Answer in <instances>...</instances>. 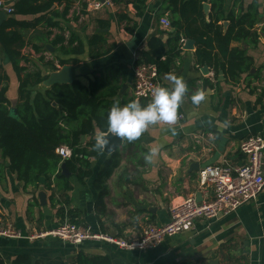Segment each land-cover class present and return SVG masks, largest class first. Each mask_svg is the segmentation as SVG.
<instances>
[{"label":"crops","instance_id":"1","mask_svg":"<svg viewBox=\"0 0 264 264\" xmlns=\"http://www.w3.org/2000/svg\"><path fill=\"white\" fill-rule=\"evenodd\" d=\"M0 1L10 7L14 2ZM88 1L64 0L54 5L53 9L59 11L66 4L69 6L67 21L60 24L61 31L49 29L50 36L44 34L48 31L44 27L37 28L38 33L30 32L27 41L31 44L21 52L29 61L22 65L30 69L34 65L41 67L46 76L49 69L43 63L53 61L56 65L58 59L73 60L74 65H67L72 67L73 81L88 87L96 79L106 78L117 89L116 96L110 101L126 104L134 100L133 66L144 60V54H154L149 45L151 38L160 39L165 51L172 53V38L168 35L172 29L165 28L160 20L170 24L173 19H180L179 15H173L167 0H145L141 16L132 4H126L127 0L94 12L87 10ZM204 4L208 6L207 13L203 10L204 21L208 22L211 4ZM224 6L225 15L233 11L237 16L248 6L259 12V21L254 27L259 35L258 45L243 46L252 58V68L232 83L222 70L215 71L213 65L199 64L195 41L182 39L183 45L173 59L170 71L159 75L161 86H170L166 79L169 73L182 77L187 84V93L178 108V117L182 119L177 118L175 125H150L139 139L133 142L123 139V145L113 153H103L99 159L91 161L89 178L79 181L69 173L70 190L66 192L57 190L53 180L51 190L40 188L34 192L32 186L25 187L17 180L9 170V163L0 157V222L11 225L20 234L17 239L0 237V261L13 264L23 257L31 264H72L82 253L88 257H107L111 264H264V191L255 201L228 216L212 221L195 220L190 231L166 238L155 249L128 251L102 241L70 245L52 237L29 239L70 220L94 233L123 240L137 239L145 225L166 224L171 205L187 197H193L197 202L213 198V187L203 188L199 184L200 169L224 161L235 166L246 162L239 152V143L249 136L264 138V0H225ZM119 15H127L130 22L119 21ZM16 19L30 21L34 17L17 16ZM98 21L107 22L108 27H100ZM182 22L186 26L184 20ZM219 24L224 29L229 26L228 21ZM192 26L200 29V21ZM68 28L84 44L80 55L64 56L52 45L56 34L67 38ZM95 33H101L106 41L103 45L106 53L98 58L91 55L86 42ZM187 40L192 42L191 49H184ZM32 45L43 50L37 53ZM237 46L236 42L230 44V48ZM216 52L211 51L212 56ZM165 59L162 57L161 61ZM3 68L9 77L7 98L14 107L17 78L8 63L4 62ZM107 90L111 91V87ZM200 91L205 93V100L196 105L191 97ZM101 134L96 132L93 137L86 136L83 144L97 140ZM153 147H159L160 153L148 163L145 156ZM109 165L112 172L106 178L103 191L96 185L95 178ZM39 191L47 195L46 206H39L37 202ZM51 195L55 198L53 206L49 202Z\"/></svg>","mask_w":264,"mask_h":264},{"label":"trees","instance_id":"2","mask_svg":"<svg viewBox=\"0 0 264 264\" xmlns=\"http://www.w3.org/2000/svg\"><path fill=\"white\" fill-rule=\"evenodd\" d=\"M64 0H14L13 12L8 21L4 22L0 29V157L9 163V170L24 186H32L34 192L40 188L51 190L53 180L57 190L66 192L70 190L68 178L60 174L61 164H65L71 175L79 181L89 178L91 175V161L99 159L103 152L93 150V144L97 140L80 143L81 136L93 137L96 132L105 134L107 129V113L114 101L117 89L110 85L106 78L96 79L88 87L73 81L70 85H53L49 89H39L38 86L46 79L41 67L36 65L27 68L22 63L29 60L21 52L31 43L27 41L30 32L38 33L37 28L48 29L46 36L52 35L49 29L60 30V24L66 20L69 6L66 4L62 11L53 9L54 5L61 4ZM113 5L121 0H112ZM168 8L173 15L178 14V20L170 23L172 33L168 34L172 39V53L165 51L162 41L152 37L149 41L153 56L144 54V60L136 64H153L157 68L158 75L168 73L172 61L178 56L182 39H192L197 44L195 55L199 64L213 65L215 71L222 70L227 79L236 83L240 75L247 73L252 68V58L247 55L244 45H258L259 35L254 30L258 23L259 12L253 6H248L243 13L234 15L228 12L225 15V0H167ZM211 4L209 21H204L203 5ZM126 4H132L141 16L144 11L145 0H127ZM241 12V7H240ZM17 16H31L30 21L17 20ZM119 21L130 22L127 15L117 17ZM186 26L182 24L183 21ZM200 21L201 28L192 24ZM229 22L227 28L222 23ZM100 27H108V23L98 21ZM130 31V28L128 29ZM67 38L55 35L52 45L56 52L64 56L80 55L84 51L83 42L76 36L71 28L67 29ZM163 34L162 32H159ZM87 46L93 57H101L106 52L103 45L106 43L101 33H95L87 40ZM236 42V48H230V44ZM58 45V46H57ZM35 52L43 49L32 45ZM217 52L212 56L211 51ZM162 57H166L161 61ZM3 61V62H2ZM43 61V59H41ZM9 64L17 78V102L11 106L7 91L9 77L3 64ZM76 62L57 60L56 65H70ZM53 61L43 63L49 71L57 70ZM122 70L121 67L118 68ZM111 87V91L107 89ZM264 94V91H263ZM15 111V113H14ZM66 146L71 151L68 159H62L56 154V149ZM115 156V155H113ZM107 166L95 179L96 185L105 189L106 178L112 172ZM99 176V177H98ZM40 178H44V184H40ZM103 188V189H102ZM54 195L49 202L52 203ZM102 204V202H100ZM53 206V205H52ZM76 225L74 220H70ZM0 264H4L0 261ZM13 264H31L27 258L20 257ZM38 264V263H34ZM72 264H111L107 257H88L79 253Z\"/></svg>","mask_w":264,"mask_h":264},{"label":"built area","instance_id":"3","mask_svg":"<svg viewBox=\"0 0 264 264\" xmlns=\"http://www.w3.org/2000/svg\"><path fill=\"white\" fill-rule=\"evenodd\" d=\"M114 7L112 0H89L87 10L99 11L102 8ZM0 10L10 15L13 10L0 1ZM165 28H170L167 20H160ZM133 98L136 101H151L152 90L161 86L157 68L153 64L140 63L132 68ZM178 119H182L181 116ZM239 152L246 159L240 166L224 161L220 165L205 166L198 172L201 187L212 186L214 196L210 201L197 202L187 197L169 207V221L161 226L145 225L137 239L123 240L94 233L90 228L64 222L57 228L41 231L29 237L38 239L52 237L70 245H79L85 241H102L128 251H145L157 248L166 238L173 237L193 228L197 219L206 221L218 220L235 212L241 206L251 203L264 191V138L249 136L239 143ZM56 154L68 159L71 151L59 147ZM0 237L20 238L11 225L0 222Z\"/></svg>","mask_w":264,"mask_h":264},{"label":"clouds","instance_id":"4","mask_svg":"<svg viewBox=\"0 0 264 264\" xmlns=\"http://www.w3.org/2000/svg\"><path fill=\"white\" fill-rule=\"evenodd\" d=\"M166 79L170 81V86L155 87L151 93V101L146 105L135 100L123 105L118 100L114 101L107 113L108 131L128 142H133L139 139L150 125H175L178 108L188 89L182 77L169 73L166 74ZM191 100L199 105L205 100V93L200 91L192 95ZM105 143L106 141H97L93 144V150H103ZM159 153V147L151 148L145 156L146 162L151 163Z\"/></svg>","mask_w":264,"mask_h":264},{"label":"water","instance_id":"5","mask_svg":"<svg viewBox=\"0 0 264 264\" xmlns=\"http://www.w3.org/2000/svg\"><path fill=\"white\" fill-rule=\"evenodd\" d=\"M103 2V0H99ZM204 12L207 13L208 6L206 4L203 5ZM9 20V15L5 12L0 10V29L4 22ZM226 25V23H224ZM50 46H46L47 49H50L52 51ZM192 42L187 40L184 42V49H191ZM222 74V73H221ZM73 82V71L71 66L63 65L59 69L55 71H49V73L46 75V79L41 82L38 86L39 89H49L53 85H70ZM15 113V111H14ZM85 141V136H81V144H83ZM97 141H101L105 143V147L102 150L104 154H111L113 153L117 148H120L123 145V139L120 137H117L113 134H111L109 131L105 134H101L97 136ZM8 165V164H7ZM194 167L198 170L196 164H193ZM195 170V171H197ZM192 171V170H191ZM60 174L65 177H69L70 174L66 169L65 164H61L60 166ZM44 178H40V184H44ZM37 202L39 206H46L47 205V195L44 191H39L37 193Z\"/></svg>","mask_w":264,"mask_h":264},{"label":"rangeland","instance_id":"6","mask_svg":"<svg viewBox=\"0 0 264 264\" xmlns=\"http://www.w3.org/2000/svg\"><path fill=\"white\" fill-rule=\"evenodd\" d=\"M25 54H26V53H25ZM29 67H30V66H29ZM10 96H11V97H13V96H14V94H11Z\"/></svg>","mask_w":264,"mask_h":264}]
</instances>
